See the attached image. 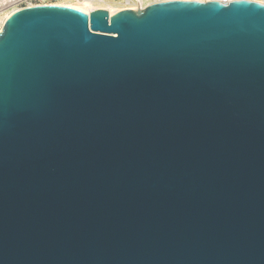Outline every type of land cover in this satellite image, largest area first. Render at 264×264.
Segmentation results:
<instances>
[{"label": "water", "instance_id": "1", "mask_svg": "<svg viewBox=\"0 0 264 264\" xmlns=\"http://www.w3.org/2000/svg\"><path fill=\"white\" fill-rule=\"evenodd\" d=\"M46 5L0 31V264H264V5Z\"/></svg>", "mask_w": 264, "mask_h": 264}, {"label": "built area", "instance_id": "2", "mask_svg": "<svg viewBox=\"0 0 264 264\" xmlns=\"http://www.w3.org/2000/svg\"><path fill=\"white\" fill-rule=\"evenodd\" d=\"M102 0H15L13 1L12 5L15 7H18V9L28 7V6H35V5H43V4H53L57 5L56 3H65L67 5H84L88 6L91 4H99ZM124 8L122 9H132V6H129L130 4H134L133 7L134 10L143 9L139 5H141L139 0H124ZM138 7V8H137ZM121 9V10H122Z\"/></svg>", "mask_w": 264, "mask_h": 264}, {"label": "snow or ice", "instance_id": "3", "mask_svg": "<svg viewBox=\"0 0 264 264\" xmlns=\"http://www.w3.org/2000/svg\"><path fill=\"white\" fill-rule=\"evenodd\" d=\"M158 5H171V4H198V5H208L212 0H155ZM230 3L234 5H264V0H230ZM45 7H59L58 5H46ZM264 9V7H261ZM4 41V37L0 36V43Z\"/></svg>", "mask_w": 264, "mask_h": 264}, {"label": "bare ground", "instance_id": "4", "mask_svg": "<svg viewBox=\"0 0 264 264\" xmlns=\"http://www.w3.org/2000/svg\"><path fill=\"white\" fill-rule=\"evenodd\" d=\"M102 2H104V3H106V4H108L110 1H108V0H102L101 1V3ZM139 2H141L140 4L141 5H139L140 7H145V6H147L148 4H151V3H153V2H155V0H152V1H148V2H145V3H143V1L142 0H139ZM114 3V2H113ZM57 5H62V6H68V7H73V8H91V9H110V10H121L120 8H118V7H112V6H110V5H108L107 7H101V6H99V4H91V5H88V6H84V5H67V4H65V3H56ZM132 9H134L133 7H132ZM16 10H18V7H13V8H11V9H9V10H7V11H5L4 13H2V14H0V31H1V29H2V26H3V23H4V20L6 19V17L9 15V14H11V13H13L14 11H16Z\"/></svg>", "mask_w": 264, "mask_h": 264}, {"label": "rangeland", "instance_id": "5", "mask_svg": "<svg viewBox=\"0 0 264 264\" xmlns=\"http://www.w3.org/2000/svg\"><path fill=\"white\" fill-rule=\"evenodd\" d=\"M13 1H15V0H0V14L4 13L5 11H7V10H9L11 8H13L14 7L12 5ZM108 1H110L108 4L102 2V3H99V6L107 7L108 5H110L112 7H118L120 9H122V8H124V6H126L124 4V2H125L124 0H108ZM142 1H143V3H145V2H148V1H152V0H142ZM129 6L134 7L135 5L134 4H130Z\"/></svg>", "mask_w": 264, "mask_h": 264}]
</instances>
